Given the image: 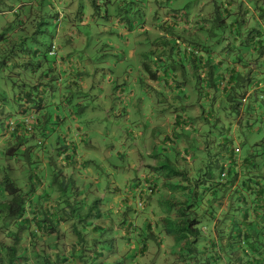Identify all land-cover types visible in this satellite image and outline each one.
<instances>
[{
  "label": "crops",
  "instance_id": "0c3cea01",
  "mask_svg": "<svg viewBox=\"0 0 264 264\" xmlns=\"http://www.w3.org/2000/svg\"><path fill=\"white\" fill-rule=\"evenodd\" d=\"M181 1L169 0L170 9L155 15L161 21L143 25L146 47H138L130 15L119 24L122 43L106 44L111 51L100 69L108 74L98 90L91 46L81 56L68 43L35 47L33 79L11 72L30 63L16 51L36 32L27 14L42 0H18L10 10L0 0V82L11 85L0 89V153L17 146L3 158V173L28 195L18 223L41 229L21 238L57 241L66 230L85 264H190L183 243L192 237L180 239L175 228L183 220L202 229L190 248L197 264H232L220 243L234 220L257 228L264 243V134L256 137L264 130V0H200L191 19L179 16ZM25 4L29 11L19 14ZM225 19L228 35H217L211 25ZM55 28L54 38L64 34ZM86 91L98 100L93 106L82 100ZM147 109L154 115L147 118ZM230 111L236 117L224 121ZM135 126L128 146L122 128ZM202 151L223 165L225 181L203 164Z\"/></svg>",
  "mask_w": 264,
  "mask_h": 264
},
{
  "label": "rangeland",
  "instance_id": "374dc122",
  "mask_svg": "<svg viewBox=\"0 0 264 264\" xmlns=\"http://www.w3.org/2000/svg\"><path fill=\"white\" fill-rule=\"evenodd\" d=\"M7 1L9 2V5H4L3 8L5 10H10L12 4L16 6L18 3V0ZM168 1L169 0H42V2H39L37 6H33V14H27V16H32V19H34V22L31 20V24L36 28V32L33 34L30 33L25 38V40L22 41L21 45L18 46L19 50L16 51L19 55H21V57L22 55L26 57L30 63L25 66L22 65V61L20 67H11L10 70L11 72L18 70L19 77L22 81L31 80V78L33 79V69L35 70L38 68L37 63H35V57L29 55L35 47L43 49L49 46L51 42L60 45L68 43L70 44L71 48L73 47V54L81 56V53L86 50V47L91 46L93 48L95 59L93 61L94 65L90 69V78L93 80V89L100 90L99 88L104 87L102 86L101 82L103 81V78L107 77L108 74V72H103V70L100 69L103 68L100 66V60L104 59L105 57H109L107 54L110 53L111 50L110 48H107L108 46H106V44L108 45L109 42H112L116 45L122 43L121 38L118 35V28L120 27L119 24L121 22L126 24L128 22V16L130 15L129 21L132 23L131 25L133 29L136 27L139 31L138 42L140 45L138 47H146L149 44L147 43L146 38L147 27H143V25L147 26L151 25V23L154 21H161L162 17L157 18L155 15L157 14L158 10L168 11L170 9V4ZM198 2H200V0H182L181 2L177 3L182 8L179 16L183 19H188V16L189 19H191L192 14L194 11H196ZM24 8H27L26 10L29 11V8L26 4L21 8H17L16 10L19 14L25 13L23 12ZM155 8L157 9L156 11L154 10ZM152 9L154 18L150 13ZM182 12H186L187 15H183ZM7 18L15 19V16L9 14L7 15ZM225 20L227 21L226 24H215L214 26L211 25V30H213L217 35H228L229 24L228 20ZM36 21L43 23L36 24ZM55 23H59V25L62 27L61 31L64 32V34H60L58 38H54L56 31ZM10 35L11 37L8 40V44L11 43L14 45V34L10 32ZM23 35L25 37L26 33ZM114 44H112V47H114ZM133 44L137 45L135 40H133ZM101 52L104 53L99 59V54ZM144 57L145 59L148 57L150 58V54H146ZM10 75L11 73L6 74V76ZM119 83L127 87L126 83ZM112 87H115V84ZM10 88L11 85L7 80L2 82V84L0 82V89L8 92ZM73 96H76L75 92L73 93ZM81 97L85 103V106H93L94 102L97 100L95 96L91 97L87 91L84 92ZM146 111L147 118L154 115V113L150 114L148 109ZM235 117L236 113L234 111H230L227 115H224L222 119L224 121H232V119ZM124 124V120H122L120 126H124ZM122 130V137L124 136L125 139L128 138V146H131V143L134 140L136 126L133 128L131 133L126 131L125 128H122ZM3 132V125L0 123V138ZM263 134L264 130H261L256 134V137L258 138ZM208 135L205 133V136ZM214 137L215 135H212L210 141L205 140L207 145L214 143ZM116 139L120 141V137H116ZM206 150L209 153V150H212V148H207ZM202 154L204 156L201 154L200 155L203 158V164L210 166L211 172H213V169L215 171L217 168V161L215 159L216 157L212 159V157L210 158V156L204 151H202ZM3 158L4 157L1 156L0 153V180L2 179L1 177L4 174V170H6L3 169L5 167V161ZM7 164L8 163H6V165ZM16 165L18 166V163H16ZM141 190L142 189L140 187L135 188L136 193L138 191L140 192ZM141 202H137V207H143ZM65 231L63 232L64 234L62 235V238H57V241L46 237L45 239H36L35 241L31 242L29 237H25L24 235L18 244L17 254L24 252V255H26V264H47V262L49 264L87 263V260L83 259L82 256L79 257L78 254L74 256V252L72 250L73 243L68 239ZM105 243H107V241ZM44 259H47V262H45Z\"/></svg>",
  "mask_w": 264,
  "mask_h": 264
},
{
  "label": "trees",
  "instance_id": "16d2710c",
  "mask_svg": "<svg viewBox=\"0 0 264 264\" xmlns=\"http://www.w3.org/2000/svg\"><path fill=\"white\" fill-rule=\"evenodd\" d=\"M54 46V45H53ZM51 50V49H50ZM50 50L48 53L50 54ZM53 55V54H51ZM17 147H8L4 154L1 155L4 158L8 157V153ZM222 166H217L218 171L217 179L226 180L228 172L223 170ZM224 173V176H222ZM0 180V234L9 237L11 240L9 243L5 242L0 238V264H26V255L24 252H18V244L21 240L20 233L26 232L30 234V230L35 228L40 231L39 226H31L24 220L18 223V219L24 218L26 214V202L27 194L23 193L21 189L16 185L15 178L12 179L8 175H2ZM26 218V217H25ZM38 221H45V217H42ZM192 220H183L182 224L175 227L176 231L180 235V239L192 237L191 240L183 243V246L187 248L188 253L185 261H190V264H197L198 255L193 252L190 253L192 245L196 244L197 236L202 233V229L194 226ZM53 228L48 226L44 228V232H52ZM9 232V234H8ZM6 233V234H5ZM223 231H220V234ZM258 230L248 229L239 224L238 220H234L228 229L227 241L220 243V248L223 249L224 256L228 261H232V264H264V243L258 240ZM196 238V239H195ZM211 244V241H209ZM208 242L204 243L209 244ZM194 249V248H193ZM4 251V252H3ZM192 254V255H191ZM219 259L222 258L220 255ZM47 262V259H44ZM47 264H49L47 262Z\"/></svg>",
  "mask_w": 264,
  "mask_h": 264
},
{
  "label": "built area",
  "instance_id": "2783aa9c",
  "mask_svg": "<svg viewBox=\"0 0 264 264\" xmlns=\"http://www.w3.org/2000/svg\"><path fill=\"white\" fill-rule=\"evenodd\" d=\"M54 48H55V47L52 45V46H51V50H50V54H54V53H55ZM238 151H239L238 148H235V149H234V152H235V153H238ZM222 176H224V173H222ZM140 202H141V201H140ZM141 203H142V202H141Z\"/></svg>",
  "mask_w": 264,
  "mask_h": 264
}]
</instances>
